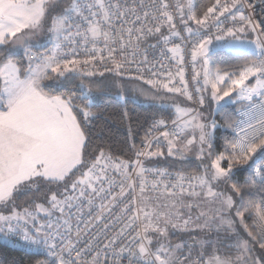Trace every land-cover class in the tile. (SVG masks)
<instances>
[{
    "label": "snow or ice",
    "instance_id": "obj_1",
    "mask_svg": "<svg viewBox=\"0 0 264 264\" xmlns=\"http://www.w3.org/2000/svg\"><path fill=\"white\" fill-rule=\"evenodd\" d=\"M241 4L214 0L198 15L194 0H0V238L43 257L35 264H264V19ZM182 31L191 45V88ZM39 34L51 45L45 52L32 51ZM149 36L174 72L156 70L140 50ZM133 66V79L201 108L205 93L217 111L241 104L237 118L225 120L232 138L202 174L172 179L146 168L139 157L163 156L159 145L131 163L104 148L87 151L85 125L98 118L93 107L103 92L84 77H122ZM73 76L79 97L45 90L46 81ZM171 107L175 127L160 133L167 156L211 157L220 125L180 102ZM249 162L244 181L233 180L234 166Z\"/></svg>",
    "mask_w": 264,
    "mask_h": 264
},
{
    "label": "trees",
    "instance_id": "obj_2",
    "mask_svg": "<svg viewBox=\"0 0 264 264\" xmlns=\"http://www.w3.org/2000/svg\"><path fill=\"white\" fill-rule=\"evenodd\" d=\"M214 0H194L198 9V15L210 6ZM16 59L24 61L23 52L16 54ZM66 82L64 89L56 90V94L61 93H78L80 79L72 77ZM85 83L92 82V87L96 91H102L103 95L95 100L93 111L97 113L98 118H93L85 125V132L89 137L90 143L88 152L95 154L98 148H104L106 152L111 153L114 159L129 161L130 163L137 159L135 153L138 146L147 138L152 122L158 119H165L171 123L175 118V111L171 105L180 102L190 106V103L182 97H175L172 94L163 91L156 92L149 86L139 81L123 80L114 78L108 75L95 77L92 79H84ZM121 84L129 87V94L124 100L116 98L112 93L115 87ZM143 88L148 93V96L141 95L139 89ZM140 99L136 102L132 95ZM155 95L164 97L163 99H151ZM241 104H227L222 111H218L215 120L220 127L214 133L213 158L215 153L222 151V145L225 138L231 139L233 133L231 130L224 127L226 118H236L238 109ZM78 118L82 121V114L76 110ZM83 123V121H82ZM159 150L164 153L163 156L152 157L144 163L146 168H157L171 172H189L202 174L204 167L200 160L188 158L181 161L174 157L167 156V145L162 139L159 145ZM227 162H224L226 166ZM250 171V165L246 168L233 169V180L243 182ZM247 215V214H246ZM251 224V219L247 221ZM172 231L171 238L175 242L178 233ZM242 231V229H241ZM246 236L247 234L244 233ZM259 249L257 246V254ZM37 259H41L32 254L23 253L13 250L0 243V264H35Z\"/></svg>",
    "mask_w": 264,
    "mask_h": 264
},
{
    "label": "built area",
    "instance_id": "obj_3",
    "mask_svg": "<svg viewBox=\"0 0 264 264\" xmlns=\"http://www.w3.org/2000/svg\"><path fill=\"white\" fill-rule=\"evenodd\" d=\"M249 5H251V7ZM241 7H242L243 11L245 12V14L253 17L254 20L259 21L261 19H264V2H262V0H242ZM191 26L193 28H196V25H194V24L191 25ZM179 27L182 29L183 25H180ZM209 31L211 32V31H214V30L210 29ZM165 32H166V29H165ZM181 35L185 37V41H184V45H185V65L184 66H185V69H186V77L189 79V84H190V88H191L192 87V85H191L192 64H191V52H190L191 45L187 42V33L182 31ZM175 42L176 43H180L179 40H176ZM152 44H156V38L154 36H149L144 41H142L140 43V46H139L140 50L141 51H143L144 49L148 50L149 59L153 60V62L156 64V70H158L160 72L171 70V71L174 72L175 68H176L174 62H172L169 59H167L166 56L165 57H161L160 56V52L163 51V48L160 45H157V48L154 50V49H152L150 47V45H152ZM125 51H127V50H125ZM160 64H164L167 67L162 69V68H160ZM101 69H102V66H101ZM105 75H108V76H111V77H114V78L123 79V80H133V81H139V82L143 83V81H141V80H136V79L132 78L135 75L134 66L132 67V71L131 72L126 73L122 77L114 76L112 73H109V72H105L103 76H105ZM147 75H150V74L146 73V76ZM73 77L80 79L79 77H76V76H73ZM95 77H101V76L100 75H95V76H92V77H84V79H92V78H95ZM145 85H147V84H145ZM147 86H149V85H147ZM188 102L190 103L191 108L196 109V111H198V112H200L203 109L196 102H192V101H188ZM237 116H238V112L236 114V118H237ZM158 120H160V119H158ZM163 120H165V119H163ZM166 123H167V128H153L152 127L153 126V122H152V124L150 125V131L148 133V136L138 146L137 152H139V151H149V150L150 151H156L157 150V145H160L161 139H162V136H160V133L162 131H165V130L171 131L175 127L172 123H168L167 121H166ZM147 141H151V143H152V148L151 149L145 148V143ZM151 158L152 157H150V158H146L144 156L139 157V159L141 160L143 165H144V163L147 160H149ZM249 165H251V162H249ZM249 165L237 164V165L234 166V169H236V168L243 169V168L248 167ZM130 171H131V168H130ZM168 172L173 174V176L171 178L174 179V175L177 172H171V171H168ZM182 173H184L185 175L191 174L189 172H182ZM146 175H148L149 179H153L154 178L151 173H147ZM132 179L133 180L137 179L134 172L132 173ZM0 243H2L4 246H6L8 248H11L13 250L21 251L23 253L32 254V255H34L36 257H39L41 259L43 258L41 256H38L36 253L28 250L27 248L20 246L21 242L18 239L16 240L15 245L8 243L3 238H0Z\"/></svg>",
    "mask_w": 264,
    "mask_h": 264
},
{
    "label": "rangeland",
    "instance_id": "obj_4",
    "mask_svg": "<svg viewBox=\"0 0 264 264\" xmlns=\"http://www.w3.org/2000/svg\"><path fill=\"white\" fill-rule=\"evenodd\" d=\"M249 35L251 36L252 34H249ZM31 44H32V51L33 52H45V51L48 50V48L51 47V45L46 40L44 34H39V35H36V36L32 37ZM21 52H23V50H17L16 54H19ZM67 80H68V83H69L70 80L69 79H67ZM67 80L60 81V82L46 81L45 82V85H46L45 90L46 91H52V92L55 93L56 90L64 89ZM78 85H79V88L76 89V90H78V93H76L77 97L80 96L81 91H82V89L80 88V82H79ZM129 89H130L129 87H125V86H122L121 84H118L115 87V90H114V92L112 94L116 98H118L120 100H124L125 97H127L128 94H129ZM94 91H96V90H94ZM204 95H205V105H204L203 109L200 112L203 114L202 115V120L207 123V122H210L212 120H215V117H216V114H217L218 111L216 110L215 103L211 101L210 94L209 93H205ZM98 97H99V95L96 96V99ZM132 97L134 98V100L136 102H140V99L135 97L134 94L132 95ZM221 103L223 104L224 102H221ZM181 106L182 107H190L189 105H187L185 103L184 104L182 103ZM165 142H166V145H167V141H165ZM212 152H213V150H212ZM187 157L196 159L195 151L187 153ZM212 159H214L213 155L211 157H209L207 155V152H206L205 158L203 160H200V161L202 162V165L205 168V167H207V166H209L211 164V160ZM220 190H227L228 192H230V188L226 189V186H224V185L220 186ZM170 235H172V233H170Z\"/></svg>",
    "mask_w": 264,
    "mask_h": 264
},
{
    "label": "crops",
    "instance_id": "obj_5",
    "mask_svg": "<svg viewBox=\"0 0 264 264\" xmlns=\"http://www.w3.org/2000/svg\"><path fill=\"white\" fill-rule=\"evenodd\" d=\"M250 34H251V33H250ZM182 98H183V97H182ZM183 99H184V98H183ZM163 139H164V138H163ZM170 233H172V231H170ZM209 235L211 236V235H214V234H209ZM170 236H171V235H170Z\"/></svg>",
    "mask_w": 264,
    "mask_h": 264
}]
</instances>
